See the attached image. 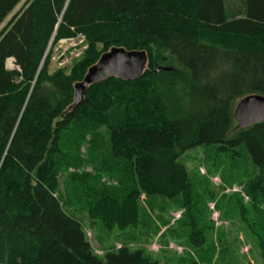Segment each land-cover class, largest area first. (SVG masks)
<instances>
[{
	"label": "trees",
	"instance_id": "16d2710c",
	"mask_svg": "<svg viewBox=\"0 0 264 264\" xmlns=\"http://www.w3.org/2000/svg\"><path fill=\"white\" fill-rule=\"evenodd\" d=\"M22 1L0 0V27ZM227 1L27 0L12 17L0 31V264H159L127 248L101 260L63 209L56 161L77 121L105 127L135 182L123 198L94 195L89 218L108 231L137 223L142 195L188 203L178 159L196 147L244 144L253 187L264 185V122L238 129L234 117L239 100L264 96V0H239L234 13ZM80 36L83 59L51 74L52 46ZM115 47L148 53L143 76L97 83L68 111L75 84Z\"/></svg>",
	"mask_w": 264,
	"mask_h": 264
},
{
	"label": "rangeland",
	"instance_id": "374dc122",
	"mask_svg": "<svg viewBox=\"0 0 264 264\" xmlns=\"http://www.w3.org/2000/svg\"><path fill=\"white\" fill-rule=\"evenodd\" d=\"M26 1L16 7L0 31ZM227 3L231 13L240 9L239 0ZM88 49L81 36L53 45L50 73L64 70L71 74ZM6 66L10 71L17 69L12 59ZM178 162L189 176L188 203L182 196L169 200L142 195L137 223L108 231L89 218L94 195L106 190L123 198L135 182L130 170L112 158L105 127L77 121L63 136L56 161V195L65 212L80 222L93 253L101 260L127 248L142 251L159 264H264V185L253 187L258 169L245 145L196 147Z\"/></svg>",
	"mask_w": 264,
	"mask_h": 264
},
{
	"label": "water",
	"instance_id": "95a60500",
	"mask_svg": "<svg viewBox=\"0 0 264 264\" xmlns=\"http://www.w3.org/2000/svg\"><path fill=\"white\" fill-rule=\"evenodd\" d=\"M148 64L149 56L146 51L112 48L101 56L97 64L89 68L81 82L75 84L74 103L68 111L84 100V93L91 86L109 78L136 81L143 76ZM172 70V68L157 67L159 73ZM234 117L238 129H246L255 124L263 123L264 96L249 95L239 100L234 110Z\"/></svg>",
	"mask_w": 264,
	"mask_h": 264
}]
</instances>
